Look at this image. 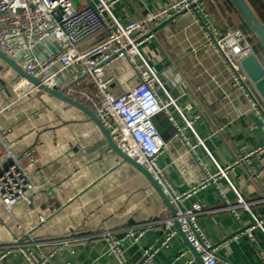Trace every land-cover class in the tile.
<instances>
[{"label":"crops","instance_id":"obj_1","mask_svg":"<svg viewBox=\"0 0 264 264\" xmlns=\"http://www.w3.org/2000/svg\"><path fill=\"white\" fill-rule=\"evenodd\" d=\"M170 1L114 0L113 10L118 18L129 22ZM205 1L210 14H201V18L218 34L229 27L242 29L264 63L263 48L232 0ZM247 1L264 23V0ZM76 3L84 6L87 2ZM105 37V31L96 32L79 47L90 49ZM204 40L201 19L181 13L164 20L155 28V35L140 45L164 87L176 97L178 107L169 106L168 113L182 128V136H176L165 112L153 118L167 142L158 165L179 191L197 186L196 196L186 198L184 206L198 200L207 209L197 221L219 257L235 264H264V230L254 228L252 237L242 234L253 219L251 213L236 207L235 214L223 207L237 204L235 190L221 176L202 185L209 174L218 171V164L233 166L240 155L248 154L229 169L228 175L239 193L252 203L253 211L264 217L262 116L246 95L232 86L225 59L215 47L204 46ZM107 73L114 76L111 89L116 93L138 81L127 58L114 59ZM10 80L17 84L11 85ZM19 80L20 75L0 58V154L4 152L3 142L16 155L31 152V175L39 187L29 203L10 211L0 203V254L17 236L25 237L31 252L27 256L16 249L0 257V264H33L36 243L51 249L62 240L67 243L52 255L54 264H121L115 254L107 252L105 230L117 237L140 230L136 240L125 243L128 260L138 261L144 249L163 235L165 225L160 219L173 217L162 196L110 145L86 112L43 90L33 91L31 85L18 84ZM65 84L95 93L94 84L85 78L69 74ZM157 92L166 98L163 88ZM80 101L88 105L86 100ZM179 109L193 120L194 130L186 126ZM153 263L201 264L179 230L154 255Z\"/></svg>","mask_w":264,"mask_h":264},{"label":"built area","instance_id":"obj_2","mask_svg":"<svg viewBox=\"0 0 264 264\" xmlns=\"http://www.w3.org/2000/svg\"><path fill=\"white\" fill-rule=\"evenodd\" d=\"M86 2L84 6H80L76 0H0V50L44 84L65 89L69 95L86 100L117 145L152 173L174 205L176 216L160 219L165 225L163 235L144 249L138 261L128 260L125 243L136 240L140 230L130 231L123 237L105 230L103 236L108 243L107 252L115 254L121 264H155L154 255L178 232L175 226L177 219L182 233L201 255L204 264H235L219 257L217 248L200 229L198 215L207 209L198 200L190 207L184 206L186 198L196 196L197 186L179 191L172 185L165 170L158 165L157 159L167 142L160 135L153 118L161 112L169 115V106L178 107L177 99L164 87L140 45L155 35V28L164 20L181 13L195 14L205 27L203 45H211L221 53L226 61L232 86L242 91L251 106L261 114L264 127V98L242 66L245 57L255 54L248 35L236 27H229L226 32L218 34L200 16L210 14L205 0H171L170 3L158 5L129 22L116 16L113 10L114 0ZM102 30L106 32L103 40L90 49H80L82 41ZM117 58H127L138 75L137 83L120 93L111 89L114 76L107 73L113 60ZM69 74L93 83L95 93L65 84ZM19 83L31 85L21 76ZM159 88L164 89L167 95L165 99L159 96ZM32 90L40 89L32 86ZM179 111L186 126L194 130L193 120L186 118L180 109ZM169 119L176 128L175 135L182 136V128L176 125L170 115ZM2 138L0 131V140ZM198 139L210 154L204 141L199 137ZM3 145L4 152L0 154V203L10 211L16 205L29 203L39 186L31 175L34 166L31 152L16 155L5 142ZM248 156L240 155L233 166L221 167L218 164V171L209 174L202 185L209 181L215 182L219 176L227 180L228 185L237 193L238 201L236 205L227 203L223 207L235 214L236 207H243L251 213L253 219L241 233L252 237L254 228L264 230V217L253 211L252 203L245 200L228 175L230 168L233 169ZM26 241L25 237L17 236L1 250L0 257L16 249L31 256ZM66 243V240L56 242L51 249H45L43 243H36L37 259L33 264H54L52 255Z\"/></svg>","mask_w":264,"mask_h":264},{"label":"water","instance_id":"obj_3","mask_svg":"<svg viewBox=\"0 0 264 264\" xmlns=\"http://www.w3.org/2000/svg\"><path fill=\"white\" fill-rule=\"evenodd\" d=\"M232 2L235 4L241 15L243 16L245 22L249 26V28L254 33L255 37L257 38L259 44L264 50V23L259 19V17L256 15L255 11L249 4L247 0H232ZM168 21L164 22L166 24ZM0 58H2L11 68H13L21 77L25 78L32 86L37 87L40 90H43L71 105H74L84 112H86L90 118L97 123V125L102 130L103 134L105 135L106 139L110 143V145L119 152L122 157L132 163L135 167H137L151 182L153 187L157 190V192L162 196L163 200L169 207V209L172 212L173 217L176 216V209L174 205L171 203L169 197L165 194L163 188L160 186V184L157 182V180L154 178L152 173L140 162H138L136 159L130 157L126 152H124L117 143L113 140L112 136L110 135L109 130L106 128V126L103 124V122L100 120L98 115L95 113L93 109H91L87 104L83 103L82 101L74 98L73 96L69 95L65 92V89H56L53 87H50L43 82H41L38 78L33 76L32 74L28 73L24 68L18 64L13 58L8 56L6 53H4L2 50H0ZM242 66L247 72V74L250 76L253 82H255L257 89L259 90L260 94L264 98V66L259 57L256 54H250L247 57H245L242 60ZM175 226L179 230L180 233H182L178 220L175 219ZM189 246L197 256V259L201 264L203 263L201 255L197 252V250L192 247L189 243Z\"/></svg>","mask_w":264,"mask_h":264},{"label":"rangeland","instance_id":"obj_4","mask_svg":"<svg viewBox=\"0 0 264 264\" xmlns=\"http://www.w3.org/2000/svg\"><path fill=\"white\" fill-rule=\"evenodd\" d=\"M10 82H11V85H13V84H14V85L17 84V82L14 81V80H13V81L10 80ZM18 90H19V89H18ZM21 90H22V89H20L19 91L22 92Z\"/></svg>","mask_w":264,"mask_h":264}]
</instances>
